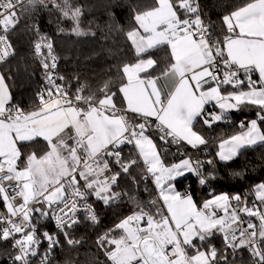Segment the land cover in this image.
Returning <instances> with one entry per match:
<instances>
[{"label":"snow or ice","instance_id":"snow-or-ice-1","mask_svg":"<svg viewBox=\"0 0 264 264\" xmlns=\"http://www.w3.org/2000/svg\"><path fill=\"white\" fill-rule=\"evenodd\" d=\"M49 4L74 22L77 36L88 34L79 27L81 8L71 0H0V64L7 67L15 55L9 34L20 17ZM133 20L136 27L125 35L137 59L118 68L116 91L109 81L99 97L82 95L83 85L70 96L66 85L57 83L64 77L56 74L52 40L35 24L34 54L48 83L37 93L33 110L11 102L6 75L0 73V201L5 206L0 242L9 241L12 248L0 260L35 264L39 256V264H50L61 244L59 235L70 246L80 243L71 238L80 214L99 223L89 197L104 205L119 200L121 193L113 186L122 177L137 186L130 169L143 166L141 181L151 179L160 203L150 201L145 211L137 202L139 211L98 238L110 264H243L245 251L248 264H264V182L254 187L251 207L239 194L227 193L197 205L176 184L191 174L208 185L217 177L215 169L205 172L204 165L213 160H193L187 153L177 163L166 164L163 158L172 144L194 150L207 146L196 130L199 124L211 128L230 122V113L248 107L257 110V118L241 121V131L223 139L216 156L228 162L242 149L264 146V0H249L224 15L220 35L202 19L198 0H154L148 10L133 8ZM165 46L168 54L158 66L151 50ZM161 76L172 85L163 98ZM41 140L43 154L22 153ZM122 145H133L135 158L122 157ZM232 175L242 177L243 172ZM46 219L55 222L56 233L39 231L40 220ZM114 230L120 231L118 238L111 235ZM216 234L223 241L219 249L211 242Z\"/></svg>","mask_w":264,"mask_h":264},{"label":"trees","instance_id":"trees-1","mask_svg":"<svg viewBox=\"0 0 264 264\" xmlns=\"http://www.w3.org/2000/svg\"><path fill=\"white\" fill-rule=\"evenodd\" d=\"M154 0H71L74 6L81 8L79 27L87 35L77 36L73 31L74 22L64 18L61 13L50 4L48 8H39L34 13L21 16L22 26L10 33L9 38L15 50L14 57L5 65L0 66V73L6 75V83L12 96V103L19 105L25 111L33 110L37 104V93L42 89L43 80L41 70L32 55V48L36 40V34L32 28L35 24L40 33L51 38L53 48L58 59V75L63 76L61 84L66 85L71 95L75 94L77 87L83 85L85 91L82 95L93 92L97 97L101 95L100 89L105 82H111L110 88L116 91V85L120 79L118 68L124 63H134L137 57L126 39V32L136 27L133 20V8L136 11L148 10ZM249 2V0H199L202 17L206 23H210L217 35L221 34V19L224 15ZM62 3V0H57ZM63 29V31H60ZM94 33V35H92ZM165 46L162 49L151 50L152 57L158 61V66L165 62L168 54ZM231 91L232 89L229 88ZM119 94L117 96V99ZM218 111L217 109H213ZM230 122L215 123L209 128L202 123L196 130L208 141L207 146L192 149L188 146L169 145L168 154L163 158L166 164L179 161L183 157L181 153H187L193 160H213V165H204V171L215 169L216 179L208 185H200L193 175L187 176L176 184L179 191H189L197 205L213 194L227 193L230 196L239 194L246 199L248 206L254 201V187L264 182V146H256L243 151L232 161L224 163L219 161L216 153L219 143L231 135L241 131L240 122L257 118V110L252 107L243 108L238 112L230 113ZM264 131V124L261 125ZM158 147L160 142L156 140ZM124 158H135L136 150L133 145L121 146ZM46 145L42 140L39 144H33L22 149V153L36 152L43 154ZM130 169L136 178L138 185L134 186L130 179L122 177L117 185L113 186L114 192L121 193L119 200L114 204L104 205L102 201L90 197V202L96 209L100 224L93 226L91 223L80 219V223L73 228V239L81 241L78 248L70 249L67 245L62 249H54V258L50 264H110L105 255V250L98 247L97 240L109 229H115L123 218L139 211L137 202L150 210L148 205L152 200L158 199V190L154 183L148 180L141 181L143 166L139 169ZM243 172V176H233L234 172ZM132 197L134 199H129ZM259 206V201H256ZM243 216V214H242ZM248 219L256 220L255 217ZM39 231L55 233L51 219L38 225ZM119 230L112 231L111 235L117 237ZM212 244L218 249L223 247V241L219 234L212 238ZM47 243V242H45ZM64 245V244H63ZM108 247H114L109 245ZM46 244L43 245L44 251ZM12 251L9 242H0V256ZM247 252L243 253V264H248ZM0 264H6L0 260ZM10 264V262H8Z\"/></svg>","mask_w":264,"mask_h":264},{"label":"built area","instance_id":"built-area-1","mask_svg":"<svg viewBox=\"0 0 264 264\" xmlns=\"http://www.w3.org/2000/svg\"><path fill=\"white\" fill-rule=\"evenodd\" d=\"M198 2H199V0H198ZM201 16H202V14H201ZM202 19H204L203 17H202ZM205 20V19H204ZM206 22V21H205ZM22 26V20H21V17H20V24L17 26V28L16 29H14V30H12L10 33H12V32H14L15 30H17V29H19L20 27ZM10 35V34H9ZM47 36V35H46ZM9 40H10V38H9ZM11 42V41H10ZM54 54H55V50H54ZM32 55H33V58L35 59V61H36V63L38 64V66H39V68H40V70H41V73H42V80H43V86H42V89L41 90H43L44 88H45V86L47 85V80L45 79V72H44V70H43V68H42V66H41V64H40V61H39V59L35 56V54H34V45H33V48H32ZM56 55V54H55ZM13 57H10L9 58V60H8V62L12 59ZM7 62V63H8ZM1 65H4V64H0V66ZM56 74H58V59H57V69H56ZM259 75H258V73H254L253 74V80H258L259 78ZM57 83H60L61 84V81L60 80H57ZM40 90V91H41ZM68 90V89H67ZM69 92V91H68ZM69 95L71 96V94L69 93ZM150 180V179H149ZM191 190V186H187V188H186V190L185 191H190ZM182 193H184V191H182ZM89 203H91L90 202V197H89ZM95 209V208H94ZM5 211V206H4V204H3V202L2 201H0V212H4ZM95 211H96V209H95ZM96 214H97V211H96ZM218 215H220V212H218ZM97 216H98V214H97ZM80 219H83L84 221H86V222H89V223H91L90 221H88V220H86L85 218H84V216H83V214H80ZM98 219H99V216H98ZM47 220V219H46ZM46 220H40V221H42L43 223H45L46 222ZM51 224H52V226H53V228H54V230H55V233L57 232V229H56V227H55V222L51 219ZM92 224V223H91ZM100 224V220H99V223H97V224H92L93 226H98ZM245 227L247 226L246 224L244 225ZM71 238L73 239V231H72V235H71ZM59 239H60V241H61V244L58 246V247H56L55 249H62L64 246H68L71 250L72 249H74V248H78L81 244H82V242L80 241V243L79 244H77V245H74V246H70V245H68L67 243H66V241H65V238L62 236V235H59ZM74 240V239H73ZM4 242H9V241H4ZM10 243V242H9ZM11 244V243H10ZM46 244V247H47V243H42V245H41V248H40V252L42 253V252H44V249H43V245H45ZM64 244V245H63ZM54 256H55V253H51V256H50V261H51V259L52 258H54ZM33 260H34V262H35V264H39V256H37V257H35V258H33Z\"/></svg>","mask_w":264,"mask_h":264},{"label":"crops","instance_id":"crops-1","mask_svg":"<svg viewBox=\"0 0 264 264\" xmlns=\"http://www.w3.org/2000/svg\"><path fill=\"white\" fill-rule=\"evenodd\" d=\"M259 75V74H258ZM259 78V77H258ZM172 85H171V82L170 81H167V80H165V78L164 77H160V80L158 81V87H160L161 89H162V98H163V96L166 94V92L170 89V87H171ZM207 108H212V105H207L206 106ZM217 123H220V122H217ZM39 139V138H38ZM188 147H190V146H188ZM200 147H202V146H200ZM191 148V147H190ZM235 159V158H234ZM175 163H177V162H175ZM190 176V175H189ZM181 179H183V178H179V180H181ZM176 190L177 191H179L178 189H177V187H176ZM181 192V191H180ZM182 193V192H181ZM183 194V193H182ZM220 215H222V213H220ZM220 235V234H219ZM189 252H190V254L192 253V250H189Z\"/></svg>","mask_w":264,"mask_h":264},{"label":"rangeland","instance_id":"rangeland-1","mask_svg":"<svg viewBox=\"0 0 264 264\" xmlns=\"http://www.w3.org/2000/svg\"><path fill=\"white\" fill-rule=\"evenodd\" d=\"M123 146V145H122ZM258 146V145H257ZM254 147H256V146H254ZM251 148H253V147H251ZM248 149V148H247ZM219 150V149H218ZM243 150H245V149H242L241 151H243ZM236 158V157H235ZM232 161V160H231ZM177 162H179V161H177ZM228 162H230V161H228ZM224 163H227V162H224ZM189 175H191V174H186V176L185 177H187V176H189ZM184 177V178H185ZM158 190V189H157ZM118 201V200H117ZM117 201H115V202H113V203H110V204H114V203H116ZM254 223H256L257 225L259 224V221H258V219L256 218V220H252ZM189 254H190V252H189ZM191 254H193V253H191ZM190 254V255H191Z\"/></svg>","mask_w":264,"mask_h":264},{"label":"water","instance_id":"water-1","mask_svg":"<svg viewBox=\"0 0 264 264\" xmlns=\"http://www.w3.org/2000/svg\"><path fill=\"white\" fill-rule=\"evenodd\" d=\"M218 110V109H217ZM234 112H238V111H233L232 113H234Z\"/></svg>","mask_w":264,"mask_h":264}]
</instances>
